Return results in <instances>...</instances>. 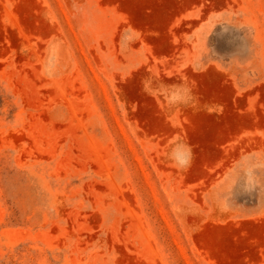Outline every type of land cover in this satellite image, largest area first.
<instances>
[{"label":"rangeland","instance_id":"obj_1","mask_svg":"<svg viewBox=\"0 0 264 264\" xmlns=\"http://www.w3.org/2000/svg\"><path fill=\"white\" fill-rule=\"evenodd\" d=\"M0 264H264V0H0Z\"/></svg>","mask_w":264,"mask_h":264}]
</instances>
